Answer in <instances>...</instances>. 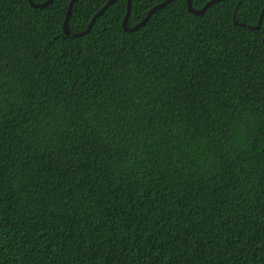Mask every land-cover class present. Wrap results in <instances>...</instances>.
<instances>
[{"label":"trees","instance_id":"obj_1","mask_svg":"<svg viewBox=\"0 0 264 264\" xmlns=\"http://www.w3.org/2000/svg\"><path fill=\"white\" fill-rule=\"evenodd\" d=\"M68 2L0 0V264H264V0Z\"/></svg>","mask_w":264,"mask_h":264},{"label":"water","instance_id":"obj_2","mask_svg":"<svg viewBox=\"0 0 264 264\" xmlns=\"http://www.w3.org/2000/svg\"><path fill=\"white\" fill-rule=\"evenodd\" d=\"M77 0H69L68 4H67V9L65 12V17L63 19L62 22V31L66 36L69 37H76V36H80L83 35L87 32H89L92 24L94 23V21L96 20V18L101 15L104 10L111 5L112 3H114L116 0H107L101 7L100 9L94 13L89 21V23L87 24L86 28L81 30V31H76L73 32L69 29V25H68V19H69V15L71 13L72 10V6L73 4L76 2ZM172 0H162L161 2L153 5L146 13V15L140 20V22H138L137 24L133 25V26H128L127 25V19L129 16V12H130V5H131V0H127V6H126V12L123 16V20H122V26L124 28V30L127 31H133L138 29L141 25L145 24V22L149 19V17L152 15L153 12H155L157 9H161L162 7H164L165 5H167L169 2H171ZM186 1V5H187V9L190 13L195 14V15H200L202 14L210 5L214 4L215 2H218L220 0H208L207 2H205L200 8H194L192 6L191 0H185ZM29 4L32 7H45L46 5H48L49 3L52 2V0H44L43 2L40 3H36L34 2V0H28ZM264 11V6L260 12L259 15V20L257 22L256 25L254 26H249L252 29H257L260 26V22H261V18H262V14ZM262 42H263V48H264V34L262 37Z\"/></svg>","mask_w":264,"mask_h":264}]
</instances>
